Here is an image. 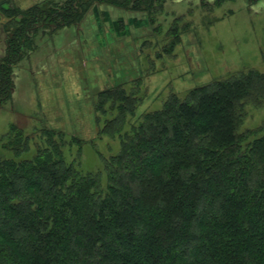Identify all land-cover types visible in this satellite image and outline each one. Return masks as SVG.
Here are the masks:
<instances>
[{
	"label": "trees",
	"instance_id": "1",
	"mask_svg": "<svg viewBox=\"0 0 264 264\" xmlns=\"http://www.w3.org/2000/svg\"><path fill=\"white\" fill-rule=\"evenodd\" d=\"M165 1L0 6V107L37 31L76 25L96 4L125 3L151 17ZM134 89L113 85L109 104L120 98L125 116L139 98ZM245 102H264V70H240L183 96L168 92L131 125L135 134L125 130L118 153L87 172L65 159L55 137L62 131L37 129L33 156L0 159V264H264V119L245 141L256 131L238 130ZM12 134L17 154L30 135Z\"/></svg>",
	"mask_w": 264,
	"mask_h": 264
},
{
	"label": "rangeland",
	"instance_id": "2",
	"mask_svg": "<svg viewBox=\"0 0 264 264\" xmlns=\"http://www.w3.org/2000/svg\"><path fill=\"white\" fill-rule=\"evenodd\" d=\"M10 1L0 0V6ZM61 1L13 4L26 9ZM126 5L96 4L76 25L35 33V46L13 68L11 100L0 107V159L35 153L36 131L45 126L63 132L55 137L63 141L67 161L82 172L94 171L119 152L120 139L129 141L126 131L135 134L131 125L168 92L183 96L240 70H264V0H166L151 17ZM0 16V23L7 20L1 11ZM4 35L0 31V53ZM115 84L138 90L125 116L119 113L120 98L109 104L106 91ZM247 103L238 130L256 131L243 134L245 141L264 119V102L258 108ZM22 131L30 135L29 144L16 154L9 136ZM104 174L100 171L101 183Z\"/></svg>",
	"mask_w": 264,
	"mask_h": 264
},
{
	"label": "crops",
	"instance_id": "3",
	"mask_svg": "<svg viewBox=\"0 0 264 264\" xmlns=\"http://www.w3.org/2000/svg\"><path fill=\"white\" fill-rule=\"evenodd\" d=\"M10 1V0H9ZM11 5L13 4V0L9 2ZM8 4V3H7ZM9 5V4H8ZM0 19H1V16H0Z\"/></svg>",
	"mask_w": 264,
	"mask_h": 264
},
{
	"label": "bare ground",
	"instance_id": "4",
	"mask_svg": "<svg viewBox=\"0 0 264 264\" xmlns=\"http://www.w3.org/2000/svg\"><path fill=\"white\" fill-rule=\"evenodd\" d=\"M2 9V8H1Z\"/></svg>",
	"mask_w": 264,
	"mask_h": 264
}]
</instances>
